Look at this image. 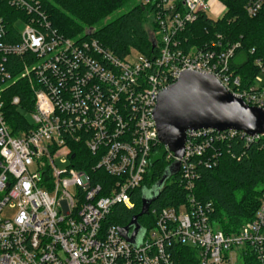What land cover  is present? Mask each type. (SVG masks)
<instances>
[{
    "label": "built area",
    "instance_id": "1",
    "mask_svg": "<svg viewBox=\"0 0 264 264\" xmlns=\"http://www.w3.org/2000/svg\"><path fill=\"white\" fill-rule=\"evenodd\" d=\"M139 1L155 4L153 35L160 46L152 58L136 50L133 59L132 51L120 58L96 39L63 36L40 0H0V264H177L174 252L184 246L192 251L190 264H237L239 258L244 264L247 255L264 264V192L254 218L232 233L211 219L213 203L194 194L196 163L217 165L214 145L240 137L264 149V133L188 130L181 159L165 146L167 158L181 162L186 199L149 208L153 223L142 225L135 242L109 219L117 205L134 206L132 194L160 143L158 96L183 71L212 74L249 106L264 109L260 60L261 73L244 87L231 68L238 44L222 48L213 41L186 49L179 38L215 5L221 12L209 17L223 19L226 0ZM263 4L247 0L245 10L255 16ZM8 5L20 13L11 22ZM21 81L33 106L14 131L8 104L20 109L21 96L10 93ZM86 153L89 170L75 165ZM99 170L109 176L104 182ZM8 205L17 208L12 219L1 216Z\"/></svg>",
    "mask_w": 264,
    "mask_h": 264
},
{
    "label": "trees",
    "instance_id": "2",
    "mask_svg": "<svg viewBox=\"0 0 264 264\" xmlns=\"http://www.w3.org/2000/svg\"><path fill=\"white\" fill-rule=\"evenodd\" d=\"M40 2L48 13L52 26L63 36L96 39L101 46L110 49L120 58L126 57L132 50L150 58L159 52L160 40L153 35L156 29L154 2L148 4L138 0H40ZM246 2L247 0H226L229 10L221 20H214L201 13L194 23L180 33L179 38L186 49L194 45L203 47L213 41L222 48L238 44L231 60V68L241 76L243 86L249 87L261 73L256 61L260 60L264 65V4L255 16H249L245 10ZM4 10L10 22L13 20L12 16L20 14L9 5ZM25 85L26 82H19V87L10 93L11 97L20 95L22 101L20 109L8 104L7 119L14 131H18L21 120L27 119L25 112L33 106V96L27 94ZM216 147L220 150L217 165L207 167L196 163L199 178L194 194L198 200L213 203L211 219L220 229L226 233L237 232L243 223L254 218L260 205L264 192V149L260 142L247 144L240 137L217 143L214 145V148ZM167 157L165 146L157 143L153 147L143 185L132 194L134 206L128 208L117 205L109 217L112 222L126 226L135 214H139L144 192L153 190L169 173L175 162L174 159ZM89 162L91 159L86 153L75 165L89 170ZM97 176H101L100 180L103 182L109 177L101 170ZM170 178H174L172 182H169ZM180 178V171L168 177L150 208L161 209L183 202L187 191ZM146 215L140 217L141 226L142 217ZM190 252L191 249L185 246L177 249L174 252L177 264H190L193 261ZM244 264L260 263L252 255H247Z\"/></svg>",
    "mask_w": 264,
    "mask_h": 264
},
{
    "label": "water",
    "instance_id": "3",
    "mask_svg": "<svg viewBox=\"0 0 264 264\" xmlns=\"http://www.w3.org/2000/svg\"><path fill=\"white\" fill-rule=\"evenodd\" d=\"M154 118L160 143L179 159L184 156L188 130L234 129L249 135L264 133V109L249 106L214 75L200 71H183L176 82L160 92ZM180 166V160H175L169 173L150 191L152 195L143 196L139 214H135L128 225L119 228L129 241L137 240L142 231L139 217L149 213L161 186L168 177L179 171ZM132 227L133 231L129 234Z\"/></svg>",
    "mask_w": 264,
    "mask_h": 264
},
{
    "label": "rangeland",
    "instance_id": "4",
    "mask_svg": "<svg viewBox=\"0 0 264 264\" xmlns=\"http://www.w3.org/2000/svg\"><path fill=\"white\" fill-rule=\"evenodd\" d=\"M138 1H139V0H138ZM142 1H143V0H142ZM219 9H220V7L217 6V5H215L214 7H212V9L209 10V13H208L209 16H211L212 18H218L219 14H220V12H221V11H218ZM148 26H149V23H148ZM17 27H18L19 30H23V28H24V23H23L22 21L19 22V23L17 24ZM78 37H79V36H78ZM77 39H78V38H77ZM132 52H133V53H132V56L130 57L131 59H133V57L136 56V52H135V51H132ZM263 76H264V74H263ZM25 114H26L27 116L29 115L28 112H25ZM60 158H61V157H60ZM60 158H58L57 163H58V166H59L60 168H63V167L66 166V164L61 163V162H60ZM69 163H70V162H69ZM173 179H174V178H170L169 182H172ZM144 195H146V196L151 195V194H150V191L146 190V191L144 192ZM144 195H143V196H144ZM16 212H17V208H13V207H11L10 205H8V206L4 209V211L2 212L1 216H2L3 218H9V219H12V218L15 216ZM152 223H153V216H151V215H146V216L142 217V224H143V227H145V228H146V227H149V226L152 225ZM214 227H216V226L214 225ZM143 234H144V230H142V231L140 232L139 239L142 237ZM237 264H243L241 258H239V260L237 261Z\"/></svg>",
    "mask_w": 264,
    "mask_h": 264
},
{
    "label": "flooded vegetation",
    "instance_id": "5",
    "mask_svg": "<svg viewBox=\"0 0 264 264\" xmlns=\"http://www.w3.org/2000/svg\"><path fill=\"white\" fill-rule=\"evenodd\" d=\"M152 195V194H151ZM138 222H140V217H139V219H138ZM133 229V227L132 228H130V231Z\"/></svg>",
    "mask_w": 264,
    "mask_h": 264
}]
</instances>
